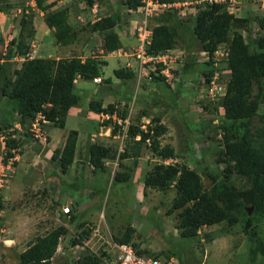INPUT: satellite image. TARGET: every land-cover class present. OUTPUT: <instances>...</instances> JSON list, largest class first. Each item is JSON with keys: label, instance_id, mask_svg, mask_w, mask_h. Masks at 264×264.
<instances>
[{"label": "rangeland", "instance_id": "rangeland-1", "mask_svg": "<svg viewBox=\"0 0 264 264\" xmlns=\"http://www.w3.org/2000/svg\"><path fill=\"white\" fill-rule=\"evenodd\" d=\"M89 1L74 0L72 2L74 5L80 2V12L91 14L89 18H84L82 14L84 19L82 23L80 22L81 27H84L82 31L93 32L91 22L99 17L111 15L116 18L118 16L121 17V21L115 30L123 39L121 51L113 52L107 59L108 64L103 67L102 82L97 84L92 80L90 83L98 85L97 89L101 91L99 96L105 91L114 94L119 119L125 117L127 126L139 124L146 126L145 129L148 130L155 126L156 118L164 120L167 133L160 139L161 144L172 145L176 150L175 157L166 162L196 169L202 176L205 189H210L213 182L209 173L220 177L226 174L225 164L219 162L226 131L223 129L225 119L222 115L223 108L220 107L223 97L219 95L221 92L218 89L217 80L215 81L218 90L216 101L208 96L205 100L201 98L206 92L203 88L208 86L205 73L212 72L214 75L217 73L220 81H229L227 61L221 55L224 53V47H220L219 56L222 59L219 66L215 68L211 63L212 60L203 54L201 48L195 43L192 44L191 34L181 29L177 44L168 58L170 77L160 73L163 68L153 70L152 67L145 69L140 77L131 47L133 39L127 40V36L131 35L130 28L135 22L141 20L142 16L128 9L127 0H92L94 5L102 9V11L99 9L97 13L91 11L92 6ZM197 1L177 0L180 3L179 7H173V11L169 9L158 18H152L150 22L155 27L161 23L171 24L172 20L176 19L184 21L191 27L201 6ZM225 4L228 10L238 18L251 19L250 26L253 29L254 38L258 41L257 47L264 50V18L261 15V10H264V0H226ZM21 5L26 7V0H0L1 27L7 14H9L7 19L12 22V10ZM2 11L6 12V15ZM233 33H240L247 37L245 27L235 26ZM102 36L96 37V41L90 44L88 50L90 57L100 55V50L104 48ZM6 37L9 38L8 34ZM10 42L11 40L9 44ZM3 44L0 35V67H9L11 70L21 68L22 63L15 61L13 53H8L6 50L8 47H4ZM33 45L34 54L37 56L38 46L36 43ZM83 45H86V39L82 38L73 54L80 55ZM45 48L43 46V49ZM48 48L51 50H42L41 56L55 57V45ZM181 52L183 64L187 58L188 62L193 63L191 69L184 75H181L182 66L178 63L182 56ZM8 56L11 57L9 61H6L5 58ZM176 60H178L177 63H175ZM117 69L131 71L134 77L118 79L114 74ZM149 74L150 77H146ZM159 76L165 77V80H159ZM105 80H111V83ZM189 81L192 84H182V86L180 84ZM2 83L0 80V93ZM75 92L80 93L82 98L74 111L92 112L88 104L89 94L81 93L79 90ZM7 101V98H2L0 95V122L2 121L1 106L7 105ZM215 106L220 107L221 114ZM122 119L121 122L124 121ZM16 122L18 124L15 128L19 134L15 136L20 140L18 148L11 151L13 145L10 147L7 145L8 140L15 138L13 132L7 131L0 135V264H20V254L37 237L44 236L62 225L61 223L64 222L62 216L66 217L68 223L75 217L76 211L73 207H76V197L73 200L70 198V195L75 192L71 186L66 185L67 180L72 184H80L82 187L80 190L82 194L79 193L80 198L87 199L86 204L89 207L95 206L96 212L92 214L94 217L90 218L87 211L81 209L82 211L77 215L80 217L77 223L84 222L82 224L85 229L76 223L74 227H71V231L61 238L59 254H63L68 248L66 253L68 257L65 254L61 261L56 262L57 264H77L79 256L88 253L99 256L104 255V252L107 254L105 249L110 248L113 243L108 245L105 242L110 239V233L114 238H121L129 227L135 229L132 245H136L137 251L142 252L145 257L176 258L180 264H264V253L261 250V243L264 242V218H256L253 226L248 229H245L244 215L241 217V222L233 227L223 222L201 228L195 237L181 236L179 229L181 211L171 212L173 200L177 196L176 189L172 187L167 192L144 189V175L155 164L165 163L152 152L151 144L129 139L123 136L122 131L121 137L112 142V145L107 143V146H111L113 153V157L108 161V163L111 162L112 169L103 174L105 182L100 184L95 179H100L97 178L99 176L97 174H100L102 170L95 169L91 165L89 149L91 144L97 143L100 137L97 128L104 124H95L90 136L83 138L78 164L72 165L73 168L65 175L60 169L59 161L52 160L53 149L46 129L44 130L45 139L40 140L31 130L29 122L20 124V117L15 115ZM256 123L257 119L254 124ZM224 126H231V122L226 121ZM228 134L230 137L236 136L233 129H230ZM100 144H102L101 141ZM10 152H13L15 157H9ZM123 154L127 157H123ZM137 158H141V161ZM139 162H144V165L138 174L136 168L139 167ZM119 172H129L133 178L128 182L115 181V175ZM231 182L240 189L251 187L248 180L239 175H233ZM67 202L70 203V211L66 214L63 209ZM56 212H59V217ZM253 213L252 211L250 216H253ZM98 224L102 226V231L95 233L98 235L93 238L94 249L90 251L88 248L70 249L80 242L78 236L86 231L90 235Z\"/></svg>", "mask_w": 264, "mask_h": 264}, {"label": "trees", "instance_id": "trees-1", "mask_svg": "<svg viewBox=\"0 0 264 264\" xmlns=\"http://www.w3.org/2000/svg\"><path fill=\"white\" fill-rule=\"evenodd\" d=\"M162 3L174 4L177 0H159ZM37 7L48 11L45 22L54 28L57 43L68 46L78 39V31L70 24V10L68 7L58 11H50L44 6L45 0H35ZM90 6H94L92 0ZM126 6L136 11L142 6V0H127ZM173 11V9H170ZM166 13V12H165ZM163 13V14H165ZM171 16V15H170ZM158 18V17H157ZM264 18V17H263ZM156 19V18H155ZM121 17L107 15L92 24V31L104 35V50L106 54L118 51L122 47L119 33L115 30ZM250 18H238L229 12L227 4L204 3L198 9L193 25L187 26L184 21L172 20L171 24L161 23L152 26V43L148 48L150 55L165 53L175 48L181 29L191 34L193 40L202 51L208 52L210 57L223 46L229 48L227 65L229 82L227 93L223 99L224 108L223 129L226 131L223 150L219 162L225 164V175L220 177L209 173L212 179L210 189H205L202 176L193 168L186 165L157 163L148 171L144 179V189H153L163 192L174 187L177 196L173 200V211L179 214L181 236L192 238L198 235L201 228L214 226L227 222L231 227L241 222L245 215V229L253 226L256 218H264V50L257 47L258 41L253 36ZM235 26L245 27L247 37L243 34L233 33ZM106 33V34H105ZM233 35L231 36V34ZM35 32L32 19L28 15L22 22L19 36L13 39L8 46V53L25 55L31 50L30 42ZM7 55V54H5ZM9 57L5 58L9 61ZM213 64V61H211ZM105 62L89 57L85 61L78 57L66 59L35 58L22 63L21 68L0 67L2 80L1 97L7 98V105L1 106L2 121L0 122V135L7 131L13 135L19 134L15 128V115L20 117V124L32 121L39 113L60 128L65 127V117L70 109L81 102V98L74 91L78 78L92 81L101 78ZM193 63L185 62L181 68V75L188 73ZM118 79H130L134 73L125 69L114 72ZM207 79L212 72L205 73ZM164 81L165 77L159 76ZM110 82L111 80H105ZM181 86L184 84L180 83ZM218 110V107L215 106ZM92 112H115V105L103 108L101 102L92 101L89 105ZM125 120L126 118L123 117ZM257 119V123L254 124ZM226 121L231 126H224ZM108 123V122H107ZM155 126L143 131L139 124H130L126 137L135 140L140 136V143H151L152 152L163 161L173 159L176 150L172 145H162L160 139L167 133V128L160 118L154 120ZM233 129L235 137L229 136ZM120 130L114 125L112 133ZM78 132L71 131L62 150H56L52 160H58L62 173L67 174L72 167L76 154ZM20 140L17 136L8 140L7 145L12 146L11 151L18 148ZM90 163L95 169L106 170L105 160L111 159V148L93 144L89 149ZM9 157H15L10 152ZM123 157H127L123 154ZM233 175H239L248 180L251 187L237 188L231 182ZM131 174L119 172L115 181L128 182ZM1 208V207H0ZM252 210L253 216L249 211ZM84 227V224H81ZM86 231V230H85ZM67 233L64 226H60L44 236L37 237L28 248L20 254V264H56L53 261L61 238ZM135 229L129 227L121 238H114L116 244L132 245ZM87 231L79 239L87 237ZM264 253V242L261 243ZM137 251V246L132 245ZM143 256L142 252L137 251ZM109 257V256H108ZM107 257V258H108ZM104 255L88 253L81 256L77 264H104ZM158 258V257H156Z\"/></svg>", "mask_w": 264, "mask_h": 264}, {"label": "crops", "instance_id": "crops-1", "mask_svg": "<svg viewBox=\"0 0 264 264\" xmlns=\"http://www.w3.org/2000/svg\"><path fill=\"white\" fill-rule=\"evenodd\" d=\"M72 2H74V0H45L44 6L50 7L51 8L50 11H52V12L61 10L63 8H66V7L69 8V10H70L69 22L78 31V39L75 43L68 45V46H60L57 43V40H56V37L54 34L55 33L54 28L48 27V25L45 22V16H46L48 11L40 10L37 7V4L34 0H28V1L26 0V7L27 8L25 6L21 5V7L12 10V12H13L12 13V17H13L12 22H9V19H7L9 14L6 15V12L2 11L4 13V15H6V17H5L6 20H4V23H2L3 26L2 27L0 26V35H1L3 42H4L3 46L7 48L9 46V41L16 39L19 36L21 28H22V22L29 15L32 19V26H33V29L35 32L34 38L31 40L30 45H33V43H36V45L38 46V53H37V56L35 55V58H44L43 56H41L42 50H45V51L51 50L50 48H48V46L55 45V48H54V51L56 52L55 57L44 58V59L59 60V59H66V58H71V57H78V58H81L83 61H85L87 58L90 57L88 55V50L90 48V44H92L94 41H96V37H101L102 35L100 36V33H98V32L82 31V29L84 28V27H81L82 25H80V22L82 23L84 21V19H82L83 18L82 14H84V18H89L91 16V14L90 13L86 14L85 12H80L81 11V7L79 8L80 2H78V4H76V5L72 4ZM77 6H78V8H77ZM101 7H103V6H101ZM99 9L100 8H98L97 5H94V7L91 8V11L93 10L94 13H97V11L99 12ZM100 10L102 11V9H100ZM231 13H233V12H231ZM261 15H262V17H264V10H261ZM100 18H102V17H99L98 19L92 21L91 24H93L95 21L99 20ZM6 22L8 23L7 26H6ZM129 33L131 35L128 34L127 40L131 41V39H133V41H131V47H132V49H134V47L137 45V39L133 33L132 27L130 28ZM7 34L9 36L8 39L6 37ZM103 37L104 36H102L101 40H102V46L104 47L105 42H104ZM82 38L86 39V45H83L81 47L82 50L80 52V55H75V54H73L74 49H76L79 46V43L81 42ZM120 38L122 41L123 40L122 37H120ZM43 46H45L46 48L43 49ZM119 51H121V49ZM83 54H85V56ZM111 56H112V53L106 54L104 48H102L100 50V55L99 56H93V57L100 60L101 62L102 61L105 62L104 66H106L108 64L107 59ZM16 67H17V65H16ZM97 86H98L97 84H94L92 82L90 83V81L88 82L82 78H78L76 80V83H75L74 91L79 90L81 93L82 92L84 94L88 93L89 94V97H88V104L89 105L92 101L101 102L103 105V108H107L108 105H110V104L115 105V102H116L115 98L116 97L114 96V94L113 93L109 94L108 92L105 91L102 95L99 96L98 94H100L99 92H101V91H99L97 89ZM76 94L79 95L80 98H82V95L80 93H76ZM112 96H114V97H112ZM76 106L72 107L70 109V111L68 112V114L66 115L64 128H60L51 122H48L44 126V130L46 129L45 131L47 132V135L51 141L50 144L52 146L53 153L56 150H62L64 148V146L67 142L69 133L71 131H77L78 132V141H77L76 154H75V159H74L73 165L78 164L77 161L79 158L80 148L82 146L83 138H85V137L88 138L90 136V134H91L90 132L95 127V124L99 125V123H101L104 125L100 124L102 127L100 126V128H97V132L100 136L98 139L99 142L98 141H97V143L93 142L91 145L99 144V145H102L106 148L111 147V146H107V143L111 144L112 142L118 140L121 137L122 131H123V133H122L123 136H126V133L128 130L127 128L129 127V125L128 126L126 125V121H125L126 119L124 120L121 118L122 120H124L121 122V119H119L120 118L119 112H114L113 114H108L105 112L104 113H95V112H89V111L88 112H79V110H77V112H75L74 109ZM117 108H118V106L115 105V110ZM143 118H145V117H143ZM162 123L164 124V120H162ZM17 124L18 123L16 122L15 126H17ZM114 125H119V126L121 125L120 130L116 134L112 133ZM100 141L102 144H100ZM136 141H139L138 138H136ZM137 159L141 161V158H137ZM109 160L110 159L105 160L106 170L101 171L100 174H97V175H99V176H97V178L98 179L100 178V179L99 180L95 179V181L96 182L98 181V183H100V184L105 182V178H103V174L105 175V173L110 172V169H112L110 167L111 162L108 163ZM116 165H119V164L116 163ZM142 165H144V162L138 163L139 167L136 168V173L138 172V174H139L141 169H143V168H141V167H143ZM71 168H73V167H71ZM71 168H70V170H71ZM117 171H119L118 168H117ZM115 172H113V173H115ZM132 178L133 177L131 176L130 179H132ZM144 179H145V175H144ZM144 179H143V182H144ZM63 183H64V181H63ZM67 183L68 184H66V183L65 184L68 186H71V188H73L74 192H75L73 195H70V198L73 200L76 197V207H73V210L76 211V213H75V217H73L72 219L70 218L71 224L67 222L65 216L61 217L64 220V222L61 223L62 225H60V226H64L67 229V233L64 235V237L69 233V231H71V227H74L75 224L79 221L80 217L77 215L82 211L81 209H85V211H87V215L90 218H93L94 215H92V214H94L96 212L95 206L91 207L92 206L91 205L89 207L86 204L87 199L85 200L83 197L80 198V194H82L80 192V190L82 188L80 186V184H72V182H70L69 180H67ZM90 186H92L91 183H90ZM64 206H66L64 208H67V207L69 208L70 203L67 202V203H65ZM56 214L59 217V212H56ZM82 223H84V222H82ZM82 223L79 222L76 225L81 226ZM101 227L102 226L100 224H98L97 227L95 228V230L92 231L90 235L88 234L85 239H81L80 242H78L76 245L72 246V248H70V249L80 248V249L84 250V249L88 248L89 251L94 249L93 238L97 237L98 234H95L97 231H102ZM106 227H107V229H109L110 225H109V227L108 226H106ZM83 229H85V227H83ZM64 237H62V238H64ZM109 237H110V239L106 240L105 242L108 245H110L111 242H113V243L110 247L111 249L110 248L105 249L107 251V254L105 252L103 253L105 258H107L108 256H111V255L112 256L115 255V253L117 251L115 249V246H114L116 243L114 241L113 234L110 233ZM78 238H79V236H78ZM61 241H60V246L58 248V251L53 258V261L55 263L58 261H61L63 256L68 251V248H67L63 254H59V250H60L61 245H62ZM66 257H68V254H66ZM79 259H80V256H79L78 260Z\"/></svg>", "mask_w": 264, "mask_h": 264}, {"label": "built area", "instance_id": "built-area-1", "mask_svg": "<svg viewBox=\"0 0 264 264\" xmlns=\"http://www.w3.org/2000/svg\"><path fill=\"white\" fill-rule=\"evenodd\" d=\"M225 1V0H224ZM223 0H208L209 4H213L216 2H224ZM203 3V1H200L198 4ZM179 3L174 4H168V3H162L159 0H142V6L138 8L136 11L137 14H140L142 16V19L135 22L133 26V33L136 36L137 39V45L133 49L134 57L137 62L138 68H139V75L140 77L144 73V70L152 67L153 70H160V73L162 75H167L170 77V66H169V54L172 51H168L165 53H159L155 55H150L148 53V48L150 47L152 43V30L150 26V20L152 18H157L169 9L173 7H179ZM34 45H32L31 50L21 56V55H15V61L17 62H25L32 60L33 57H35L34 54ZM228 48L224 49V53L221 54L222 58L227 59L228 57ZM220 50L216 51L213 54V57L211 58L210 55L206 52L203 54L208 57V59L213 60V65L215 68L219 66L220 59H222L219 56ZM181 59L178 61L176 60L175 63H180L181 66H183V53L181 52ZM179 59V58H178ZM150 77L149 75H146V77ZM213 80V81H212ZM218 82V89L221 92L219 94L221 97H223L226 94V84L223 81H220L219 75L215 73V75L211 78V80L207 83L208 86L203 88L205 89V94L203 97L207 98V96L213 100L216 101V98L218 96L217 94V88L215 81ZM95 83L100 84L102 82L101 78L94 79ZM190 85L192 84L190 81L188 83H184V85ZM206 84V85H207ZM47 119L44 116L43 113H39L37 117L32 121L30 127L33 132L36 133V137L40 140H44L46 135L44 133V125L47 123ZM144 130H146V126L142 127ZM147 131V130H146ZM150 143V141H147ZM64 213H69V208L63 209ZM115 249L117 250L115 255L111 256L110 258H104V264H179L177 262L176 258H170V259H161L156 257H145L138 255L137 251L134 249V247L130 244H115Z\"/></svg>", "mask_w": 264, "mask_h": 264}, {"label": "clouds", "instance_id": "clouds-1", "mask_svg": "<svg viewBox=\"0 0 264 264\" xmlns=\"http://www.w3.org/2000/svg\"><path fill=\"white\" fill-rule=\"evenodd\" d=\"M35 1V0H34ZM200 1H203V3H201V4H199V5H203L204 3H208L209 4V2H208V0H198L197 1V3H199ZM226 1V0H225ZM225 1L224 2H222V3H224L225 4ZM176 3H179V2H176ZM216 3H220V2H216ZM180 4V3H179ZM211 5V4H210ZM138 10V9H137ZM136 10V11H137ZM136 11H134V12H136ZM230 12V11H229ZM133 26H134V24H133ZM133 26H132V29H133ZM12 41V40H11ZM31 47H32V45H31ZM225 48H227V47H224V49ZM223 49V50H224ZM218 50H220V48L218 49ZM228 50H229V48H228ZM205 51H203V53H204ZM206 53H208V52H206ZM228 53H229V51H228ZM209 54V53H208ZM210 60V59H209ZM212 60V59H211ZM213 61V60H212ZM226 61H227V59H226ZM214 66V65H213ZM227 74L229 75V72H228V69H227ZM214 76V73L212 74V76L209 78V79H206V83H208L210 80H211V78ZM101 80H102V78H101ZM224 82V81H223ZM229 82V81H228ZM228 82H225V84H226V88L228 87ZM95 83V82H94ZM98 84V83H97ZM226 93H227V90H226ZM226 95V94H225ZM225 95L223 96V99H224V97H225ZM205 99H207V98H205V97H203V98H201V100H205ZM223 102V101H222ZM220 107H222L223 108V105H222V103H221V105H220ZM220 107L218 108V112L221 114V112H220ZM118 109V108H117ZM115 112H117L116 110H115ZM223 112H224V108H223ZM223 115V114H222ZM48 121V120H47ZM49 122V121H48ZM47 122V123H48ZM46 123V124H47ZM45 124V125H46ZM31 125V124H30ZM44 125V126H45ZM143 126H141V129L143 130V131H146V130H144L143 128H142ZM44 130V129H43ZM44 133H45V131H44ZM46 135V134H45ZM127 136V135H126ZM137 138H138V140H140V136H137ZM148 143V142H147ZM149 144H151V143H149ZM165 164H170V163H167L166 161H165ZM67 214V213H66ZM112 256V255H111ZM111 256H109L108 258H110ZM166 259H170V258H166ZM180 264V263H179Z\"/></svg>", "mask_w": 264, "mask_h": 264}, {"label": "water", "instance_id": "water-1", "mask_svg": "<svg viewBox=\"0 0 264 264\" xmlns=\"http://www.w3.org/2000/svg\"><path fill=\"white\" fill-rule=\"evenodd\" d=\"M252 212V210L249 211V214Z\"/></svg>", "mask_w": 264, "mask_h": 264}]
</instances>
